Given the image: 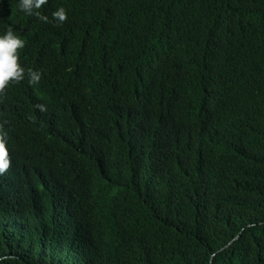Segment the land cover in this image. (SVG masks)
I'll list each match as a JSON object with an SVG mask.
<instances>
[{
  "label": "trees",
  "instance_id": "obj_1",
  "mask_svg": "<svg viewBox=\"0 0 264 264\" xmlns=\"http://www.w3.org/2000/svg\"><path fill=\"white\" fill-rule=\"evenodd\" d=\"M18 5L0 264H264V0Z\"/></svg>",
  "mask_w": 264,
  "mask_h": 264
},
{
  "label": "clouds",
  "instance_id": "obj_2",
  "mask_svg": "<svg viewBox=\"0 0 264 264\" xmlns=\"http://www.w3.org/2000/svg\"><path fill=\"white\" fill-rule=\"evenodd\" d=\"M42 3H44V0H19L18 7L29 15H36L39 19L47 20L46 16L33 11V9H39ZM52 16L59 21H63L66 18V12L63 7H59L52 13ZM23 47L24 40L13 31L11 26L0 35V98H4V104L0 106V115L7 106L4 96L6 87L12 85L14 81L24 78L25 69L20 64L21 54L18 51ZM27 72L31 81H39L40 74L38 71L28 69ZM28 137L30 136L28 135ZM8 139V133L4 129L3 123H0V174H3L10 165Z\"/></svg>",
  "mask_w": 264,
  "mask_h": 264
}]
</instances>
